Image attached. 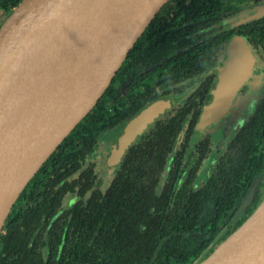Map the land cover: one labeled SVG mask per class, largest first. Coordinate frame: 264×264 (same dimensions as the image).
Segmentation results:
<instances>
[{
    "label": "trees",
    "instance_id": "16d2710c",
    "mask_svg": "<svg viewBox=\"0 0 264 264\" xmlns=\"http://www.w3.org/2000/svg\"><path fill=\"white\" fill-rule=\"evenodd\" d=\"M237 1L165 3L100 100L19 195L5 221L13 231L0 264H197L256 210L264 199V100L213 172L199 179L209 149L195 137L196 125L213 75L131 143L109 184L93 159L103 134L159 98L182 96L189 81L213 69L219 32L234 33L222 22ZM20 2L0 0V26ZM236 31L264 51V16ZM142 63L151 71L138 78L134 68ZM258 178L259 194L234 217Z\"/></svg>",
    "mask_w": 264,
    "mask_h": 264
},
{
    "label": "water",
    "instance_id": "95a60500",
    "mask_svg": "<svg viewBox=\"0 0 264 264\" xmlns=\"http://www.w3.org/2000/svg\"><path fill=\"white\" fill-rule=\"evenodd\" d=\"M169 0H21L0 26V235L19 195L95 106L132 47ZM214 100L198 129L211 130L242 84L259 83L250 45L236 40L219 68ZM153 101L110 149L118 164L131 143L171 107ZM197 264H264V199Z\"/></svg>",
    "mask_w": 264,
    "mask_h": 264
},
{
    "label": "flooded vegetation",
    "instance_id": "af4514ba",
    "mask_svg": "<svg viewBox=\"0 0 264 264\" xmlns=\"http://www.w3.org/2000/svg\"><path fill=\"white\" fill-rule=\"evenodd\" d=\"M241 1H243V0H241ZM241 1L239 0L236 3V6L238 7V9H236V11L230 17L224 19L222 22V24L224 26L223 29H226L227 31L228 30H234L233 31L234 33H232L230 36H226L224 34L225 32H223L222 30H221V32H219V33H221L220 36H221L222 43L220 44L219 48L216 51L213 69L209 72L201 74L198 78H195V80L189 81L185 86L186 91L184 92V94L182 96H179L177 98L176 97L175 98L174 97H162V98H168L173 102L171 107L168 108L164 112V113H166L167 111L171 110L173 107L177 106V104H178L177 101H179V104L182 103L187 98V95L189 93H191L198 85H200L202 83L205 76L208 77L209 75H213L214 80H215V85L210 91V93H211L210 99L203 106V110H202V112L199 116L198 122H197V125H198L204 109L206 108L207 105H209L214 100L213 92L216 89L217 84L219 83V74H220L219 68L224 65L225 60L228 58V46L233 41L240 40V39L244 40L245 42H247L250 45L252 53H253L254 58H255L256 70H257L258 74L262 73V77H260V79L258 80L259 81L258 84L254 83V81L253 82L248 81V82L241 85L238 96H237L236 100L234 101L231 109L227 112L226 115H224L221 118V121L218 123V125H216L214 128H212V129H214V132H218L216 134V140L213 141V138H212L211 133H214V132H209L210 130H202V129L200 130L197 128V125H196L198 132H196L195 137L198 139L199 142H204L205 143L204 145L208 144L207 148L209 149V152H207V155L204 157L202 164L201 163L199 164L198 171H202L204 165L207 163V160L210 158H213V157L216 158L215 159L216 160L215 165L213 166V170H214V168H216L221 155L230 149L231 143H232L234 137L236 136V131H238L244 125L245 121L250 119L256 113V111L258 110L262 101L264 100V59H263L264 58L263 57L264 51L261 52L262 48H258L256 46V44L252 43L251 39L247 35L246 36L241 35L236 31V29L240 25H242V24H244L250 20H253L255 18H259V17L264 16V12L261 15H257L256 14L258 12L257 11L256 13L254 12L252 16H248V15L244 16V14L241 13L243 9H242V7L239 6L240 4H238ZM248 4L255 6V7H258L259 5H264V0H253L252 2H249ZM209 32H210V30H209ZM149 71H151V69L147 70L142 75H137L138 78H142V76H145L146 73ZM258 95H261L260 99L258 100V103L256 104V106L252 108L251 105L254 104L256 96H258ZM162 98H159V99H162ZM250 100H251V102L248 104V102ZM248 111L249 112L251 111V112L249 113ZM161 115L159 117H161ZM159 117L157 119H159ZM129 120H127V123ZM149 125H148V127H149ZM187 126L188 125L185 124L183 130H186L185 128H187ZM229 127H232L233 129L229 130ZM224 130H225L226 135L224 134ZM220 135H225V138H223L221 140ZM224 140H225V142H223V144H221L220 153L218 155L213 156L214 155L213 154V148L218 146L217 142L224 141ZM187 170H188V168H186V171ZM205 179L206 178H203L202 181H204ZM260 180H261V178H258V180H256L253 183L252 187L256 183H258V187H259ZM248 195L244 199L242 204H247L249 202V201H247ZM73 202H74V197L71 195L64 200V206L65 207L69 206V205L73 204ZM43 227H44V223L41 222L40 225L36 228V230L34 232L35 237H37L40 234ZM12 231H13L12 227H10L9 225L5 227V224H4L1 235H0V244H1L0 247H1V249L4 247L5 238L7 236H9L10 234H12Z\"/></svg>",
    "mask_w": 264,
    "mask_h": 264
},
{
    "label": "rangeland",
    "instance_id": "374dc122",
    "mask_svg": "<svg viewBox=\"0 0 264 264\" xmlns=\"http://www.w3.org/2000/svg\"><path fill=\"white\" fill-rule=\"evenodd\" d=\"M253 0H243L241 1L239 6L242 7V12L244 16H252L253 13L257 12V15H261L264 12V5H259L258 7L252 6L248 4L249 2H252ZM252 8V9H251ZM4 17L3 11L0 10V20ZM151 69V64H139L134 68V73L137 75L144 74L147 70ZM261 95L256 96V99L254 101V104L251 105V107H255L258 103V100L260 99ZM251 102V100L248 102V104ZM249 106V105H248ZM249 112V111H248ZM251 112V111H250ZM249 112V113H250ZM127 124V121L123 124L119 125L116 129L106 132L102 135V137L99 140V143L97 145V148L94 152L93 159H95L98 163V173L103 180L104 184H109L111 182L115 170L117 169L118 164H111L108 161V157L110 155V149L114 142L118 139V137L123 132L125 125ZM233 129L232 127H229V130ZM209 132H214V129L210 130ZM218 132L211 133L213 141L216 140V134ZM225 134V130H224ZM226 135V134H225ZM225 135H220L221 140L225 138ZM226 140V139H225ZM224 141H219L218 146L213 148V156L218 155L221 151V144H223ZM216 158H210L207 160V163L204 165L203 170L201 171V174L199 176V179L202 180L203 178H206L212 171L213 166L215 165ZM259 188L258 183H256L250 190L247 201H253L255 200L256 196L259 194ZM245 204H241L238 211L233 215L234 217H237L241 215V211L243 210V207Z\"/></svg>",
    "mask_w": 264,
    "mask_h": 264
}]
</instances>
